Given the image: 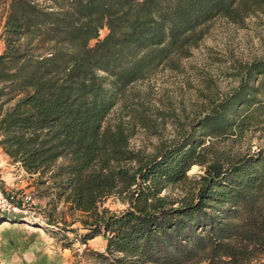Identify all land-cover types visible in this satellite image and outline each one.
Here are the masks:
<instances>
[{
    "label": "trees",
    "instance_id": "trees-1",
    "mask_svg": "<svg viewBox=\"0 0 264 264\" xmlns=\"http://www.w3.org/2000/svg\"><path fill=\"white\" fill-rule=\"evenodd\" d=\"M5 5L0 147L28 174L50 180L56 199L82 215L72 264H264V149L208 159L202 142L188 135L143 154L130 147L135 125L122 116L108 122L131 84L188 57L210 21L241 23L264 0ZM136 117L147 125L142 113ZM261 123L264 58L246 66L239 85L199 127L218 137ZM195 164L203 172L189 174ZM172 185L176 197L164 193ZM110 196L127 207H102ZM27 210L1 213L0 221L21 222ZM60 229L76 232L65 223ZM63 236V246L71 247L73 240ZM96 236L106 239L104 250L88 246Z\"/></svg>",
    "mask_w": 264,
    "mask_h": 264
},
{
    "label": "rangeland",
    "instance_id": "rangeland-1",
    "mask_svg": "<svg viewBox=\"0 0 264 264\" xmlns=\"http://www.w3.org/2000/svg\"><path fill=\"white\" fill-rule=\"evenodd\" d=\"M5 13V0H0V33ZM204 31L188 57L164 64L131 84L108 115L111 124L122 116L123 121L135 125L129 140L132 149L149 154L188 135L202 142V153L208 159L220 156L233 160L264 149L263 123L218 137L205 136L199 127L201 119L239 85L246 66L264 58V8L248 15L241 23L217 17ZM3 47L0 38V51ZM249 82L255 83V80ZM139 113L145 116L146 126L138 122ZM2 153L0 147V160ZM6 156L7 164H11L18 177L20 165L16 166ZM202 172L203 166L197 164L188 171L189 174ZM20 178L24 186L17 192L32 194L35 204L29 207L21 222L0 221V264H72V249L80 247L74 241L75 234L84 232L77 220L82 215L71 212L62 199H56L54 187L45 177L22 173ZM164 193L176 197L179 189L172 185ZM102 207L119 212L127 205L117 196H110L103 200ZM63 223L76 232L60 229ZM63 235L73 240L71 247L63 246L66 241ZM88 246L104 250L106 239L96 236L88 241Z\"/></svg>",
    "mask_w": 264,
    "mask_h": 264
},
{
    "label": "built area",
    "instance_id": "built-area-1",
    "mask_svg": "<svg viewBox=\"0 0 264 264\" xmlns=\"http://www.w3.org/2000/svg\"><path fill=\"white\" fill-rule=\"evenodd\" d=\"M100 36H102V31ZM34 204L35 201L32 194L28 192H6L0 186V214L26 209L34 206Z\"/></svg>",
    "mask_w": 264,
    "mask_h": 264
},
{
    "label": "crops",
    "instance_id": "crops-1",
    "mask_svg": "<svg viewBox=\"0 0 264 264\" xmlns=\"http://www.w3.org/2000/svg\"><path fill=\"white\" fill-rule=\"evenodd\" d=\"M2 154V159L0 160V186L7 192H17L19 188L24 186L23 180L20 178L22 173L31 177L34 175L28 174L21 166L19 167L18 164L15 163L16 166H18L17 170L20 171V174H18V177H16V174L13 172V167L10 166L11 164H7L6 154Z\"/></svg>",
    "mask_w": 264,
    "mask_h": 264
}]
</instances>
